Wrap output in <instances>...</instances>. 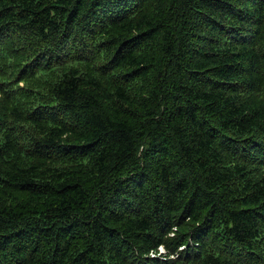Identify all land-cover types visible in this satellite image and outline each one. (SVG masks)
Returning a JSON list of instances; mask_svg holds the SVG:
<instances>
[{"label":"trees","instance_id":"trees-1","mask_svg":"<svg viewBox=\"0 0 264 264\" xmlns=\"http://www.w3.org/2000/svg\"><path fill=\"white\" fill-rule=\"evenodd\" d=\"M0 264H264V0H0Z\"/></svg>","mask_w":264,"mask_h":264},{"label":"built area","instance_id":"built-area-1","mask_svg":"<svg viewBox=\"0 0 264 264\" xmlns=\"http://www.w3.org/2000/svg\"><path fill=\"white\" fill-rule=\"evenodd\" d=\"M160 248H162L163 249V247H159L158 249H160ZM163 252H164V254H165V250L163 249ZM162 252V250H159V252L157 251L156 252V254H154V252H152L151 254H150V257H158V256H161V254L163 253Z\"/></svg>","mask_w":264,"mask_h":264},{"label":"rangeland","instance_id":"rangeland-1","mask_svg":"<svg viewBox=\"0 0 264 264\" xmlns=\"http://www.w3.org/2000/svg\"><path fill=\"white\" fill-rule=\"evenodd\" d=\"M171 236H172V234H171ZM158 250V252H159V250H162V252H163V249L162 248H160V249H157ZM165 250V249H164ZM154 254H156V252H154ZM166 255H167V253H166V251H165V254H164V252L161 254V256H158L157 258H161V259H167L168 257H166ZM169 258H171V256L169 257Z\"/></svg>","mask_w":264,"mask_h":264}]
</instances>
